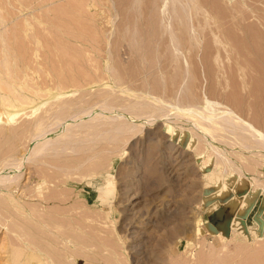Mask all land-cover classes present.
<instances>
[{
	"label": "rangeland",
	"instance_id": "374dc122",
	"mask_svg": "<svg viewBox=\"0 0 264 264\" xmlns=\"http://www.w3.org/2000/svg\"><path fill=\"white\" fill-rule=\"evenodd\" d=\"M194 1L0 0V264H264V143L195 114L264 135V0Z\"/></svg>",
	"mask_w": 264,
	"mask_h": 264
},
{
	"label": "bare ground",
	"instance_id": "6f19581e",
	"mask_svg": "<svg viewBox=\"0 0 264 264\" xmlns=\"http://www.w3.org/2000/svg\"><path fill=\"white\" fill-rule=\"evenodd\" d=\"M162 2H163V4H162V11L161 12H163V14H166V16L168 15L167 13H169V8H168V6H169V4L171 3H176V2H178V3H180V5L182 6V8L187 12V10H190L192 7H193V5H195V1L194 0H162ZM156 3V2H155ZM161 4V3H160ZM161 8V7H160ZM173 8V7H172ZM194 9H197V8H192V10H194ZM172 10V9H171ZM159 12V11H158ZM168 17V19H167V28H168V30L170 31V26H169V24H172V23H169L170 22V17L169 16H167ZM176 17H177V15H176ZM182 17V16H181ZM191 17V16H190ZM166 17H164V19H165ZM160 19V18H159ZM163 19V18H162ZM185 19V18H184ZM160 22V21H159ZM158 25V24H157ZM187 27V26H186ZM189 27V26H188ZM159 28H161V27H159ZM167 28H166V30H167ZM185 28V27H184ZM194 29V28H193ZM172 31V30H171ZM153 32H154V30H153ZM162 32V31H161ZM194 32V31H193ZM168 33V32H167ZM173 34V33H172ZM170 36H171V33H170ZM175 36V35H174ZM173 36V37H174ZM168 37V36H167ZM174 39L175 38H173V41H174ZM158 40V39H157ZM162 40V39H161ZM169 41V40H168ZM199 41V40H198ZM169 43V42H168ZM152 44V43H151ZM168 48V47H167ZM158 49V48H157ZM173 50H174V48H173ZM181 50H182V48H181ZM156 51V50H155ZM155 53V52H154ZM165 56V55H164ZM157 56H155V58H156ZM163 57V56H162ZM180 57V56H179ZM25 58V57H24ZM173 59V58H172ZM176 59V58H175ZM186 59V58H185ZM171 61V60H170ZM165 62H167V61H165ZM154 63V62H153ZM220 63V62H219ZM165 64V63H164ZM171 64V63H170ZM155 65V64H154ZM165 67H166V65H164ZM163 66V67H164ZM25 67V66H24ZM170 67V66H169ZM169 67H168V69H169ZM222 67V66H221ZM161 68H162V66H161ZM23 70V69H22ZM165 70V69H164ZM166 71V70H165ZM164 71V72H165ZM169 71V70H168ZM172 71V70H171ZM168 73V72H167ZM186 89V88H185ZM62 91V90H61ZM183 91V90H182ZM153 92V91H152ZM52 94V93H51ZM192 94V93H191ZM196 95V94H195ZM5 96V95H4ZM155 96V95H154ZM157 98V97H156ZM198 98V97H197ZM26 100V99H25ZM24 100V101H25ZM27 100H28V98H27ZM3 102L5 101L6 102V104L8 105V107L10 108L11 106H15L14 105V102H13V100L11 99V98H9V97H7V98H5L4 100H2ZM23 101V100H22ZM21 101V102H22ZM23 101V102H24ZM29 101V102H28ZM27 102L28 103H30L31 102V100H28ZM205 101V100H204ZM26 102V103H27ZM152 102H153V100H152ZM185 102H186V100H185ZM205 102H207L206 103V105H205V107L203 108V110H199V111H193L197 116H198V119L200 120H204V121H201L200 120V123H199V125H200V128H204L203 129V131L204 130H206V131H209V132H211L212 130H215V129H220V130H225V131H227V130H229L230 132H234V134H236L235 133V131H238V130H236V129H242V130H245V131H242V132H244V133H247V131H248V133H250V134H252L251 136H258L260 139H261V141H263L262 143H264V135L262 134V133H260L261 132V130L259 131V130H256L255 129V126L254 125H252V123H250V122H248V121H245V120H243V119H241L240 117H238L235 113H234V111L233 110H231V109H229V108H225L224 107V109H221V110H217L215 107L217 106H215L214 104H211V101H205ZM25 103V102H24ZM25 103V104H26ZM27 103V104H28ZM33 103V101L31 102V104ZM148 103V102H147ZM213 103V102H212ZM30 104V105H31ZM29 105V104H28ZM187 105H190V103L189 104H187ZM214 105V106H213ZM178 106V105H177ZM18 107V106H17ZM193 107V106H192ZM221 107V106H220ZM12 108V107H11ZM57 108V107H56ZM179 109H180V106L178 107ZM185 108V107H184ZM199 108V107H198ZM13 109V108H12ZM16 109V108H15ZM49 109V108H48ZM52 109V108H51ZM179 109H177V110H179ZM182 109V108H181ZM180 109V111H182L183 112V109L181 110ZM196 109V108H195ZM152 110H153V108H152ZM151 110V111H152ZM185 110H187L188 112H189V114H190V112H192V109H184V111ZM50 111V110H49ZM164 111V110H163ZM167 111V110H166ZM61 112V111H60ZM105 112V111H104ZM177 112V111H176ZM58 113V112H57ZM149 113V112H148ZM171 113H173V111L171 112ZM170 113V114H171ZM186 113V112H185ZM110 114V113H109ZM108 114V115H109ZM143 114H145V113H143ZM159 114V113H158ZM188 114V115H189ZM169 114L167 113H165V114H162L161 116H163V118L165 117L166 119H173V118H170L169 116H168ZM187 115V116H188ZM12 114L11 115H9V119L11 120V118H12ZM54 116V115H53ZM56 116V115H55ZM61 116V115H60ZM74 116V115H73ZM111 116V115H110ZM140 117H139V119H140V121H139V123H141V124H148V123H152L153 121H155V120H157L158 119V117H159V120H160V116L158 115H156L155 116V114H154V112H152V113H150V115H146V117L145 116H141V115H139ZM147 116H149V117H147ZM178 116V115H177ZM180 116V115H179ZM185 116V115H184ZM197 116L194 118V120H196V118H197ZM2 116H1V113H0V125H1V122H3V118H1ZM107 117V116H106ZM169 117V118H168ZM181 117V116H180ZM190 117V116H189ZM188 117V118H189ZM56 118V117H55ZM162 118V117H161ZM185 118V117H184ZM183 118V119H184ZM192 117H190L189 119H191ZM43 119V118H42ZM47 119V118H46ZM166 119H163V121L164 120H166ZM179 119V118H178ZM187 118H185V120L184 121H187V120H189V119H187ZM197 119V120H198ZM38 120V119H37ZM71 120H73V119H71ZM76 120V119H75ZM74 120V121H75ZM78 120V119H77ZM108 120V119H107ZM174 120H175V118H174ZM196 120V121H197ZM7 121V120H6ZM59 121V120H58ZM170 121V120H169ZM183 121V122H184ZM205 121H206V124H205ZM31 122V121H30ZM109 122V121H108ZM133 122H136V119L133 121ZM174 122V121H173ZM188 122V121H187ZM186 122V123H187ZM190 122V121H189ZM42 123H43V121H42ZM68 123V122H67ZM77 123V122H76ZM169 123V122H168ZM170 123H172V122H170ZM190 123H192V122H190ZM36 124H38V123H36ZM35 124V125H36ZM74 124V123H73ZM3 125H4V123H3ZM51 125V124H50ZM72 125V124H71ZM210 125V126H209ZM5 126H7L6 124H5ZM5 126H3V127H5ZM12 126V125H11ZM37 126V125H36ZM54 126H56V124L54 125ZM73 126V125H72ZM83 126V125H82ZM254 126V127H253ZM2 126H1V129L3 128ZM41 127H42V125H41ZM60 127V126H59ZM61 127H63V125H61ZM69 127V126H68ZM79 127V126H78ZM81 127V126H80ZM182 127V126H181ZM193 127V126H192ZM9 128H10V126H9ZM20 128V127H19ZM40 128V127H39ZM39 128H37V129H39ZM48 128V127H47ZM67 128V127H66ZM73 128V127H72ZM17 129V128H16ZM15 129V130H16ZM29 129V128H28ZM46 129V128H45ZM45 129H42V130H38L37 132H36V134H37V140L38 139H40V141H39V144H40V147H36L35 148V152H36V154H39L40 153V155H42V154H44V152H43V148L46 146V143L47 142H45V140L47 139V137H46V134H44L45 132ZM69 129V128H68ZM70 129H71V127H70ZM201 129V130H202ZM260 129V128H259ZM48 130V129H47ZM51 130H53V129H51ZM67 130V129H66ZM71 130H73V129H71ZM200 130V131H201ZM222 130V131H223ZM12 131V130H11ZM75 131H76V129H75ZM203 131H202V133H203ZM46 132H48V131H46ZM51 132V131H50ZM63 132V131H62ZM70 132H73V131H70ZM69 132V130H67V134L68 133H70ZM198 132V131H197ZM205 132V131H204ZM215 132V131H214ZM228 132V131H227ZM230 132H228V133H230ZM241 132V131H240ZM263 132V131H262ZM59 133V132H58ZM58 133H56V134H58ZM201 133V134H202ZM213 133V132H212ZM5 134V133H4ZM204 134V133H203ZM210 134V133H209ZM231 134H233V133H231ZM249 134V135H250ZM245 135H247V134H245ZM61 136H62V134H61ZM67 136V135H66ZM65 136V137H66ZM34 137H36V136H34ZM58 137H59V135H58ZM63 137V136H62ZM65 137H63V138H65ZM255 137V138H256ZM57 138V137H56ZM60 138V137H59ZM59 138H57V140L59 139ZM54 139V138H53ZM72 139V138H71ZM245 139V138H244ZM60 140H61V138H60ZM63 140V139H62ZM76 140V139H75ZM243 140V139H242ZM246 140V139H245ZM51 141H53L52 139H51ZM54 141H56V139L54 140ZM57 142H59V141H57ZM62 142V141H61ZM69 142V141H68ZM246 142V141H245ZM56 143V142H55ZM261 144V143H260ZM24 145V144H23ZM237 145V144H236ZM245 145V144H244ZM69 148V147H68ZM71 149V148H70ZM252 149V148H251ZM253 150V149H252ZM263 151V150H262ZM45 155H47V154H45ZM73 155V154H72ZM27 158V157H26ZM40 160L39 161H41V159L42 158H39ZM20 160V159H19ZM25 156L23 157V159H22V161L21 162H25ZM27 161V160H26ZM50 161V160H49ZM27 165V164H26ZM18 167H20L19 165H18ZM21 167H22V163H21ZM12 169V168H11ZM17 169H19V168H17ZM21 169V168H20ZM43 169V168H42ZM16 170V169H15ZM14 169H13V172L15 171ZM17 171H20V170H17ZM17 173V172H16ZM15 174V173H14ZM85 174V173H84ZM16 175V174H15ZM15 175H14V177H15ZM45 175V174H44ZM6 176V175H5ZM9 176H10V174H9ZM88 176H89V174H88ZM4 177V176H3ZM2 178V177H1ZM7 177H5V179H6ZM9 178H11L12 179V177H9ZM40 179V178H39ZM1 180H3V179H0V181ZM2 183H4V182H0V189H6V190H8V185L9 184H2ZM113 182L111 181V180H108V181H106L103 185L105 186V187H109L110 186V184H112ZM36 195V194H35ZM43 196V195H42ZM243 221V220H242ZM2 225V224H1ZM3 228H4V226H3ZM255 229H256V227H255ZM2 232V231H1ZM13 243V242H12ZM14 245V244H13ZM15 246H17V245H15ZM14 246V247H15ZM18 246H20V247H22L21 245H18ZM18 248L17 247V250L19 249H21V248ZM24 249V248H23ZM17 250H14V251H12V263L13 264H30V259L28 258H26L25 260L26 261H24L23 260V256H22V254L24 253V252H26V251H22L23 253H20V251L18 252ZM33 253H31L30 255H32ZM34 256H35V254H33ZM37 255V254H36ZM25 256H26V254H25ZM38 257H41L39 254L37 255ZM29 257V256H28ZM30 257H33V256H30ZM36 257V256H35ZM34 257V258H35ZM37 257V259H39ZM32 260V259H31ZM34 260V259H33ZM40 260V259H39ZM42 260V259H41ZM34 262V261H33ZM32 262V263H33ZM42 262V261H41ZM41 262L39 261V263L41 264ZM11 263V264H12ZM36 263V262H35ZM38 263V262H37ZM38 263V264H39ZM10 264V263H9Z\"/></svg>",
	"mask_w": 264,
	"mask_h": 264
}]
</instances>
